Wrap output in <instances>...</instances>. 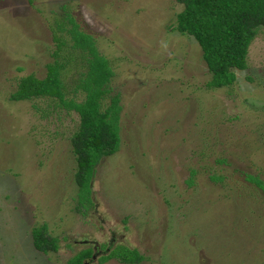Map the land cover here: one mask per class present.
I'll return each mask as SVG.
<instances>
[{
    "label": "rangeland",
    "instance_id": "374dc122",
    "mask_svg": "<svg viewBox=\"0 0 264 264\" xmlns=\"http://www.w3.org/2000/svg\"><path fill=\"white\" fill-rule=\"evenodd\" d=\"M180 9L174 0H0V264H65L109 238L108 251L141 257L134 264H264V195L242 177L264 185V27L232 84L206 88L197 45L172 29ZM67 17L107 60V96L118 95V145L93 166L83 207L68 142L75 113L45 97L9 98L20 77L44 75L53 38L67 52ZM73 53L60 80L78 101L84 70ZM42 224L53 251L31 245ZM95 255L86 264H122Z\"/></svg>",
    "mask_w": 264,
    "mask_h": 264
},
{
    "label": "trees",
    "instance_id": "16d2710c",
    "mask_svg": "<svg viewBox=\"0 0 264 264\" xmlns=\"http://www.w3.org/2000/svg\"><path fill=\"white\" fill-rule=\"evenodd\" d=\"M174 2L181 9L175 14L172 29L178 34L190 36L197 45L200 58L209 74L205 87L230 86L234 80L233 70L245 68L247 46L256 31L264 27V0ZM65 19L69 24L66 30L70 41L67 52L60 56V47H64L66 43L64 38H53L55 49L50 54V62L44 65V75L41 78L31 75L20 77L9 98L18 101L45 97L53 102V107L59 105L75 113L77 122L68 142L74 161L73 179L77 188V203L83 207V203L90 201L89 180L93 166L100 157L113 153L118 145V95L107 96V85L112 72L107 60L97 53L93 39L77 30L76 24L69 17ZM55 29L59 30L58 27ZM73 51L77 53V60L84 70L77 73L72 88L82 92V98L78 101L71 97L65 98L66 91L60 80V72H63L66 64L72 66L70 62L73 60ZM215 163L228 164L224 158L215 159ZM242 177L252 185V189L259 190L264 195L261 180L244 172ZM208 179L219 182L221 174H211ZM87 187L88 197L85 194ZM252 232L256 235V228ZM30 238L31 245L38 251L55 250V239L47 236L43 224L31 229ZM89 255V249L80 250L65 264H81ZM106 258H115L122 264H134L141 259L134 250L124 247H115L99 261Z\"/></svg>",
    "mask_w": 264,
    "mask_h": 264
},
{
    "label": "flooded vegetation",
    "instance_id": "af4514ba",
    "mask_svg": "<svg viewBox=\"0 0 264 264\" xmlns=\"http://www.w3.org/2000/svg\"><path fill=\"white\" fill-rule=\"evenodd\" d=\"M111 236V234H110ZM112 239L109 238V240L107 242H105V245H101L103 248L101 249L100 246L96 245V244H93L91 243V247H88V249L90 250V255L88 256V258H86L81 264H86V262L90 261L94 255L96 253H98V255H95L97 257V259L99 260L101 257L103 256H106L107 253L109 252L108 249H107V246L111 245L112 244ZM106 250L108 252H106ZM105 251V254H102L101 255V252H104ZM91 256V257H90Z\"/></svg>",
    "mask_w": 264,
    "mask_h": 264
}]
</instances>
